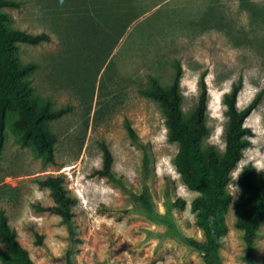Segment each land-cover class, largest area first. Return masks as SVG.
Returning a JSON list of instances; mask_svg holds the SVG:
<instances>
[{
	"label": "rangeland",
	"instance_id": "obj_1",
	"mask_svg": "<svg viewBox=\"0 0 264 264\" xmlns=\"http://www.w3.org/2000/svg\"><path fill=\"white\" fill-rule=\"evenodd\" d=\"M17 1L19 8L3 9L9 27L50 37L19 44L20 63L37 65L30 76L34 93L53 109L69 107L50 123L56 142L49 163L20 146L6 122L0 211L33 263L65 264L70 253L73 264H206L203 252L184 241L205 243L191 210L199 192L188 189L175 169L177 144L167 139L162 107L141 93L150 77L167 86L179 63L185 118L206 74L203 150H224L223 97L234 82L242 80L238 109L262 93L244 122L254 135L231 171L228 232L218 256L221 264H264V221L251 248L234 225L239 172L249 163L258 174L264 169V0ZM101 144L118 180L93 174L102 164ZM47 175L61 176L77 199L70 226L39 209L53 205L50 190L36 182Z\"/></svg>",
	"mask_w": 264,
	"mask_h": 264
},
{
	"label": "trees",
	"instance_id": "obj_2",
	"mask_svg": "<svg viewBox=\"0 0 264 264\" xmlns=\"http://www.w3.org/2000/svg\"><path fill=\"white\" fill-rule=\"evenodd\" d=\"M17 0H0V155L5 140L6 122L22 147H32L45 162H52L56 137L51 132L50 123L61 118L69 111V107L53 109L50 100H42L31 85L30 76L37 69L34 63L22 64L19 59V44L37 45L49 41L46 33L31 34L23 30L9 27L11 17L4 8H19ZM171 82L164 86L150 77L148 87L141 93L157 101L165 113L167 139L177 144L174 159L176 171L185 186L199 195L191 201V210L195 212V224L205 235V243L184 239L185 243L200 250L204 254L206 264H221L218 248L221 238L228 232L225 214L232 202L227 192L231 181V171L242 158V153L251 145L253 132L244 125L246 118L258 106L262 93H258L244 108L236 106L238 94L242 88L239 78L232 84L223 97L226 106L227 124L224 131V150L219 154L214 147L202 149V140L209 135L206 124L208 104V88L205 73L199 78V95L194 109L187 118L181 111L182 95L180 80L182 67L175 66ZM129 138L137 137L127 123ZM102 164L93 171L94 175L118 180L112 170V155L108 148L101 144ZM41 188L50 190L53 199L51 206H39L40 210L60 216L61 221L70 226L72 207L77 199L68 194L61 176L47 175L36 179ZM237 184L240 195L236 203V228L243 232L246 245L251 248L257 235L259 225L264 221V169L258 174L251 163L244 166L238 174ZM177 204L183 205L178 199ZM0 264H34L28 251L17 239V233L8 223L3 210L0 211ZM41 237H38V243ZM65 264H73L71 254L66 256Z\"/></svg>",
	"mask_w": 264,
	"mask_h": 264
}]
</instances>
